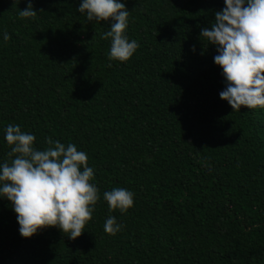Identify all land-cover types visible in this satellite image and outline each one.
Here are the masks:
<instances>
[{
    "label": "trees",
    "instance_id": "trees-1",
    "mask_svg": "<svg viewBox=\"0 0 264 264\" xmlns=\"http://www.w3.org/2000/svg\"><path fill=\"white\" fill-rule=\"evenodd\" d=\"M124 2L139 47L120 61L102 36L111 19L89 21L80 0H32L31 17L28 0H0V162L20 124L38 148L85 151L99 190L75 239L22 236L0 198V264H264V107L220 97L217 49L200 38L224 0ZM116 187L134 193L125 211L103 198Z\"/></svg>",
    "mask_w": 264,
    "mask_h": 264
},
{
    "label": "clouds",
    "instance_id": "clouds-1",
    "mask_svg": "<svg viewBox=\"0 0 264 264\" xmlns=\"http://www.w3.org/2000/svg\"><path fill=\"white\" fill-rule=\"evenodd\" d=\"M78 9L89 21L111 19L102 33L111 38L110 59L126 61L139 47L126 34L130 10L124 0H80ZM36 12L28 0L19 15L31 17ZM3 38L7 40L9 33L5 31ZM200 38L217 49L213 59L222 66L226 85L220 97L234 111L241 106L264 107V0H224L211 26L201 27ZM4 139L11 145V159L0 162V198L11 202L20 234L31 237L44 227L57 226L72 239L80 236L99 199L98 187L90 182L94 169L87 163V153L52 137L47 138V147L38 148L34 133L23 131L20 124L9 123ZM103 198L110 210L125 211L134 204V193L124 187L104 191ZM120 228L114 215L105 219L106 232Z\"/></svg>",
    "mask_w": 264,
    "mask_h": 264
}]
</instances>
